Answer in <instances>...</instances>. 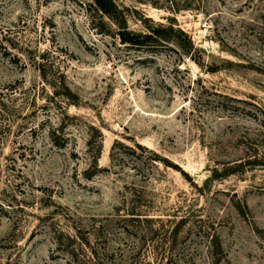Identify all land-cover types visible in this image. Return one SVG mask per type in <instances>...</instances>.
I'll list each match as a JSON object with an SVG mask.
<instances>
[{
  "label": "rangeland",
  "instance_id": "1",
  "mask_svg": "<svg viewBox=\"0 0 264 264\" xmlns=\"http://www.w3.org/2000/svg\"><path fill=\"white\" fill-rule=\"evenodd\" d=\"M115 1L0 0V264H264V0Z\"/></svg>",
  "mask_w": 264,
  "mask_h": 264
},
{
  "label": "trees",
  "instance_id": "2",
  "mask_svg": "<svg viewBox=\"0 0 264 264\" xmlns=\"http://www.w3.org/2000/svg\"><path fill=\"white\" fill-rule=\"evenodd\" d=\"M95 6L101 10L103 13L109 15L118 24V31H116V35L119 37L121 42L126 43L127 45L134 46L138 49H151L156 50L161 48L167 42V36L170 31L176 30L180 33H184L185 31L178 27L175 28L172 24L159 23L153 26H150L145 31H135L129 28L127 17L125 15L124 10L116 3L115 0H93ZM102 28H105L104 23H100ZM188 36L187 34H185ZM190 46L195 50L199 48L194 46V43L191 39H188ZM189 52V50H186ZM141 147H145L140 145Z\"/></svg>",
  "mask_w": 264,
  "mask_h": 264
}]
</instances>
